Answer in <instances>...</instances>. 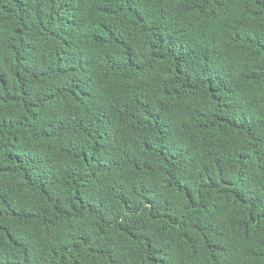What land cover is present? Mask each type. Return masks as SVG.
<instances>
[{"label": "trees", "instance_id": "obj_1", "mask_svg": "<svg viewBox=\"0 0 264 264\" xmlns=\"http://www.w3.org/2000/svg\"><path fill=\"white\" fill-rule=\"evenodd\" d=\"M0 264H264V0H0Z\"/></svg>", "mask_w": 264, "mask_h": 264}]
</instances>
